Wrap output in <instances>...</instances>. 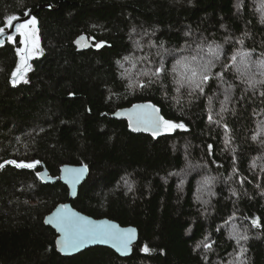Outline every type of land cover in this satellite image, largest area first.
<instances>
[{
    "label": "trees",
    "instance_id": "trees-1",
    "mask_svg": "<svg viewBox=\"0 0 264 264\" xmlns=\"http://www.w3.org/2000/svg\"><path fill=\"white\" fill-rule=\"evenodd\" d=\"M28 11L40 54L23 79L12 75L19 34L0 45V264H264V85L223 67L243 52L264 60V0H0V28ZM81 34L92 48L78 51ZM209 47L222 78L203 94L177 92L176 61L212 58ZM161 64L167 72L152 76ZM134 105L184 128L154 136L116 116ZM65 164L88 168L75 209L137 227L129 257L57 252L43 219L69 190L38 173L57 178Z\"/></svg>",
    "mask_w": 264,
    "mask_h": 264
},
{
    "label": "snow or ice",
    "instance_id": "snow-or-ice-1",
    "mask_svg": "<svg viewBox=\"0 0 264 264\" xmlns=\"http://www.w3.org/2000/svg\"><path fill=\"white\" fill-rule=\"evenodd\" d=\"M27 15V13H26ZM16 16H9L5 21L7 27L13 26V21L17 20ZM264 20V16H262ZM36 19L33 17L25 23H20L15 25L16 32L20 36V44L24 47L17 49V54L20 57V63L17 65V69L12 73L14 78L23 79L24 72L30 67L27 64V60L31 58L33 49L38 48V39L36 38ZM4 28H0V34L4 32ZM9 41L13 40V37H8ZM241 43L243 41H240ZM99 46V45H98ZM209 59L200 57L198 55H193L190 58H185L184 60H177L176 65L173 67L172 74L174 83L178 85L176 91L179 92L180 88L187 85L193 92L198 91L203 94L205 86L213 78L219 77L222 78V73H212V68L215 66L214 61L219 60V52L216 49L209 47L206 54ZM239 56V59H238ZM231 57L232 64L224 65L223 67L228 70H234L237 74V79H240L242 82L247 83L249 87L254 88L256 84L264 85V79L256 80L255 76L258 74L261 77H264V60L258 62H252L250 60V54L247 52L239 53ZM127 59V58H126ZM258 69V72L256 71ZM167 69L161 64L160 67L156 68L151 75L154 77H160L163 73H166ZM145 76L149 73L145 72ZM17 80L14 79L13 83H16ZM149 83H154L155 81L149 80ZM144 84H140V87H144ZM231 87V86H230ZM264 95V93H261ZM229 96H225V101L222 102L221 112L227 111L226 102L228 101ZM142 108L149 109L150 111L141 113L137 123L144 125L145 131H151L154 136L159 135L161 130L165 132H171L176 128H184L183 124H177L172 121L164 119L159 115V110L156 109L153 105L138 106ZM209 121L212 122V116L209 115ZM262 129H264V122L261 124ZM253 140L256 139V136L252 137ZM229 140H225L227 145ZM264 143V141H262ZM6 163L14 164L18 168H33L35 163H17L16 161H6ZM3 165H0L2 168ZM66 171L78 173L82 175L87 171V168L80 169H69ZM207 182V181H206ZM46 223H54L57 230L62 234L61 238L57 240V247L60 251L68 250H78L86 242H92L99 240L100 242H109L113 243V246L119 251H127L128 245L131 243V240L134 238V230H126L125 232H120L115 229V226L111 228L105 227L103 225H94L91 222L85 220L82 217H78L76 214H68L61 212L60 210L57 213H54ZM252 225L254 227L259 226V222L256 219L252 220ZM239 243L241 240H247V235L237 234L234 237ZM206 248H209L210 245H205ZM142 251L148 252L149 249L145 246ZM246 249L241 248L240 255L242 256ZM239 259V257H238ZM240 264H245L244 261H240Z\"/></svg>",
    "mask_w": 264,
    "mask_h": 264
},
{
    "label": "water",
    "instance_id": "water-1",
    "mask_svg": "<svg viewBox=\"0 0 264 264\" xmlns=\"http://www.w3.org/2000/svg\"><path fill=\"white\" fill-rule=\"evenodd\" d=\"M31 17H32V13L30 11H28L27 15L24 14V16L18 17L17 20L13 21V26L8 27L7 29L4 30V32L2 34H0V45L3 44V42H5L6 40H8L9 36L14 38L18 35V33L16 32L15 25L20 24V23H24V22L28 21ZM94 41L95 40L93 39V37H89L86 34H81L78 37H76V39L74 40V45L76 46L78 51H83V50H87V49L92 48ZM138 106H142V105H136V106L134 105V107H132L130 109H126L125 111L117 112L116 116H118V117L122 116L124 118H131L132 120H134L137 123V120H138L141 113L150 111L149 109L138 107ZM138 124H140V123H138ZM85 167L87 168L86 165L65 164L60 168V172L58 173L59 176L57 178H54V179L48 178L46 171H42V172L38 173V176L42 180H44V181L58 180V181L62 182L69 190L68 200L66 202L57 204L54 207V209L50 213H48L43 219V223L46 226H49L50 228H52L57 234L56 239H55L56 250L62 256L69 257V256H73V254L77 255V254L85 251L86 249H89L92 247H107V248L113 250V252L117 253L120 257H123V258L129 257L132 254L133 247L137 243L138 238H139V231H138L137 227L132 226V225L122 226L118 222L111 220L109 218H106V217L94 218V217L88 216V215L78 211L77 209H75L71 204V199H73L77 196L79 186L82 185V183L86 180V178L88 176V173H87L88 168H87L86 172H84L82 175H79V178H77L78 173L70 172V171H66V170L80 169V168H85ZM58 210H60L61 212H64V213H68V214L74 213L78 217H82L94 225H103V226L108 227V228L115 226V229L120 231V232H125L126 230H130V229L134 230V238L131 240V243L128 245L127 251H124V252L117 250V248L113 246V243L111 241L100 242L99 240L92 241V242H86L78 250H68V251L62 252L57 247V240L61 238L62 234L57 230L54 223H46V221L50 217H52L54 213H57Z\"/></svg>",
    "mask_w": 264,
    "mask_h": 264
},
{
    "label": "rangeland",
    "instance_id": "rangeland-1",
    "mask_svg": "<svg viewBox=\"0 0 264 264\" xmlns=\"http://www.w3.org/2000/svg\"><path fill=\"white\" fill-rule=\"evenodd\" d=\"M33 17H31L30 19H32ZM29 19V20H30ZM27 22V21H26ZM25 23V22H24ZM1 28H4V29H7L8 27L6 26V24H5V26H3V27H1ZM19 36V35H18ZM36 38L39 40V38H38V31H37V28H36ZM20 36H19V41H20ZM20 43V42H19ZM21 47H24V45H21L20 44V46H19V48H21ZM40 54V46H39V41H38V48H35V49H33V52H32V55H31V58L30 59H32V58H34V57H36V56H38ZM30 59H28L27 60V63L29 62V60ZM252 62H256V61H252Z\"/></svg>",
    "mask_w": 264,
    "mask_h": 264
}]
</instances>
